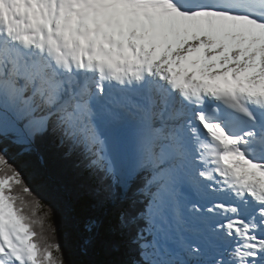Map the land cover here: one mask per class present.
I'll use <instances>...</instances> for the list:
<instances>
[{
  "label": "snow or ice",
  "instance_id": "1",
  "mask_svg": "<svg viewBox=\"0 0 264 264\" xmlns=\"http://www.w3.org/2000/svg\"><path fill=\"white\" fill-rule=\"evenodd\" d=\"M0 264H264V0H0Z\"/></svg>",
  "mask_w": 264,
  "mask_h": 264
},
{
  "label": "trees",
  "instance_id": "2",
  "mask_svg": "<svg viewBox=\"0 0 264 264\" xmlns=\"http://www.w3.org/2000/svg\"><path fill=\"white\" fill-rule=\"evenodd\" d=\"M42 157V159L40 158ZM60 160V152L55 145H47L42 148L39 156H31L23 158V163L28 169L34 173V181L36 184H43L46 173ZM46 210V209H45ZM58 238L62 239L68 245L66 256L71 253L72 259H92L97 262H103L110 258L112 249L109 247V238L102 237L94 249L89 253V256L82 257L79 254L78 244L72 232L70 220H67L62 225V232L58 234Z\"/></svg>",
  "mask_w": 264,
  "mask_h": 264
},
{
  "label": "rangeland",
  "instance_id": "3",
  "mask_svg": "<svg viewBox=\"0 0 264 264\" xmlns=\"http://www.w3.org/2000/svg\"><path fill=\"white\" fill-rule=\"evenodd\" d=\"M60 239V238H59ZM62 240V239H61ZM62 243H64V240L62 241Z\"/></svg>",
  "mask_w": 264,
  "mask_h": 264
}]
</instances>
